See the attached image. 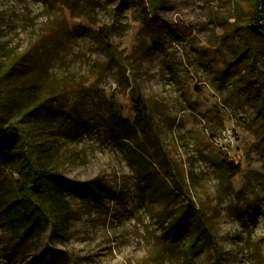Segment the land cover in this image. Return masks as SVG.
<instances>
[{"label":"rangeland","instance_id":"374dc122","mask_svg":"<svg viewBox=\"0 0 264 264\" xmlns=\"http://www.w3.org/2000/svg\"><path fill=\"white\" fill-rule=\"evenodd\" d=\"M254 1L0 0V77L22 86L0 125L31 129L21 112L53 97L54 128L39 131L53 141L49 165L98 183L96 197L68 196L63 236L47 220L21 236L3 188L0 264H264ZM135 100L150 119L145 137L131 128Z\"/></svg>","mask_w":264,"mask_h":264},{"label":"trees","instance_id":"16d2710c","mask_svg":"<svg viewBox=\"0 0 264 264\" xmlns=\"http://www.w3.org/2000/svg\"><path fill=\"white\" fill-rule=\"evenodd\" d=\"M253 4L255 11L263 17L264 0H255ZM150 21L147 20V23ZM103 36L107 37L106 34ZM176 39L181 41L183 38L177 34ZM1 78L0 123L3 121L4 106L15 102L22 90L20 84L16 85L12 82L6 84ZM52 100L53 97L48 96L21 112V118L34 117L31 129L18 125V120L6 126L0 125V195L3 188L10 192L6 216L11 223H17V227L21 229V236L28 234L41 220H47L51 229L63 236L72 212L68 196L96 197L97 182L68 179L55 166L49 165L54 153L53 141L50 142L47 137L39 136V131L47 127L52 128L46 110ZM135 103L136 118L131 128L137 133L134 129L136 127L138 135L145 137L151 128L150 119L144 111L142 101L135 100ZM110 106L113 107L111 104ZM60 108L63 112L66 106ZM74 111V107L69 108V114ZM114 113L115 109H111V114ZM54 130L61 132L63 128L57 124ZM225 167L230 176L239 172V166L233 163ZM205 244L206 241L203 239L200 245ZM184 247L186 253L190 254L193 251L194 241L186 239Z\"/></svg>","mask_w":264,"mask_h":264}]
</instances>
